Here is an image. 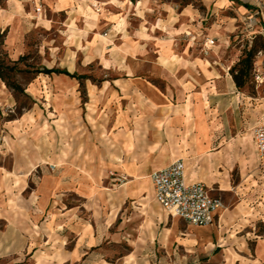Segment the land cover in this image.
Returning a JSON list of instances; mask_svg holds the SVG:
<instances>
[{
	"label": "rangeland",
	"instance_id": "374dc122",
	"mask_svg": "<svg viewBox=\"0 0 264 264\" xmlns=\"http://www.w3.org/2000/svg\"><path fill=\"white\" fill-rule=\"evenodd\" d=\"M4 30L10 58H25L15 75L23 92L0 79V264H252L249 232L264 231L262 222L247 231L238 219L189 225L160 208L150 176L126 202L157 208L155 220L138 207L113 216L108 206L128 182L112 165L117 94L140 77L161 87L148 72L160 53L179 60L185 48L192 58L228 41L231 67L247 42L264 38V0H7ZM240 91L229 120L255 163L230 191L264 196V162L250 148L264 113V48ZM238 179L234 169L233 187Z\"/></svg>",
	"mask_w": 264,
	"mask_h": 264
},
{
	"label": "crops",
	"instance_id": "0c3cea01",
	"mask_svg": "<svg viewBox=\"0 0 264 264\" xmlns=\"http://www.w3.org/2000/svg\"><path fill=\"white\" fill-rule=\"evenodd\" d=\"M226 42L224 48L219 41L209 54L192 58L184 54L185 48L179 60L162 61L160 53L157 60L150 62L148 72L161 79V87L148 80L144 82L140 77L135 84L141 87L117 94L114 111L118 117L113 119L112 143L119 149L114 156L119 161L113 160L112 165L128 182L121 186L119 199L108 206L113 216L124 208L138 207L140 211L149 212L144 219L155 220L159 214L157 208L154 214L150 205H131L126 201L139 198L143 177L182 159L186 182H203L215 189V195L227 196L229 208L222 199L220 227L237 219L243 222L246 231L245 226L257 222L264 224L262 194L230 191L241 188L249 162L254 164L255 161L244 151L240 136L233 135L235 126L229 120L228 111L240 100L241 91L228 72L232 64V46ZM250 148L254 150L253 143ZM234 169L239 179L233 187ZM235 199L238 200L233 203ZM249 199L256 200L255 204L245 205L243 201ZM249 234L255 242L250 262L264 264V231H250Z\"/></svg>",
	"mask_w": 264,
	"mask_h": 264
},
{
	"label": "built area",
	"instance_id": "2783aa9c",
	"mask_svg": "<svg viewBox=\"0 0 264 264\" xmlns=\"http://www.w3.org/2000/svg\"><path fill=\"white\" fill-rule=\"evenodd\" d=\"M252 138L256 157L264 162V113L253 128ZM150 178L154 198L168 215L193 226L212 225L219 220L222 198L203 182H186L182 159L153 171Z\"/></svg>",
	"mask_w": 264,
	"mask_h": 264
},
{
	"label": "trees",
	"instance_id": "16d2710c",
	"mask_svg": "<svg viewBox=\"0 0 264 264\" xmlns=\"http://www.w3.org/2000/svg\"><path fill=\"white\" fill-rule=\"evenodd\" d=\"M7 0H0V7H3ZM6 36L7 30L0 32V79L11 88L14 92H23V87L15 80L17 73L23 72L24 69L19 67V62L25 58L20 56L17 60L10 58L6 49ZM262 40V44H261ZM264 48V38L261 35H257L251 42H247L246 46L242 49V57L229 68V72L233 79L234 84L238 89L243 88L248 80L252 69L254 68V58L256 54ZM38 73H67L65 70H59L54 68H40L37 69Z\"/></svg>",
	"mask_w": 264,
	"mask_h": 264
}]
</instances>
